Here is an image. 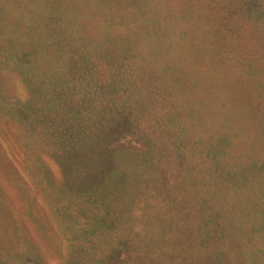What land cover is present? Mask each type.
<instances>
[{
  "label": "rangeland",
  "instance_id": "374dc122",
  "mask_svg": "<svg viewBox=\"0 0 264 264\" xmlns=\"http://www.w3.org/2000/svg\"><path fill=\"white\" fill-rule=\"evenodd\" d=\"M116 1L5 0L0 44L5 48L39 39L41 44L51 40L98 44L124 40L127 34L140 49L147 44L154 46L153 54L144 52L142 57L154 56L164 63L180 60L177 74H190L192 80L198 79L197 67L190 65L192 60H204L205 83L214 84L220 81L210 77L216 71L220 75V69L210 66L214 59L223 58L219 66L235 70L238 66L226 59H241L252 66L264 59V0ZM118 4L128 20L125 24L112 19ZM186 62L189 65L184 66ZM150 64L151 60L144 64V71ZM0 77L7 95L21 101L28 97L16 71L4 70ZM229 78L231 83L222 80L220 92L206 87L207 99L214 100L219 108L227 101L224 109H233L229 121L233 130L222 144V155L236 167L248 168L251 160L259 157L264 142V122L252 125L260 93L264 101V82L259 81L256 71L245 76L236 71ZM225 87L229 98L224 96ZM194 90L198 91L197 87ZM210 123H204L206 135L210 129H217ZM47 138L45 134L39 140L26 129L24 121L0 110V264H196L202 258L197 221H190L196 220L194 208L187 203L189 197L182 192L184 187L173 170L175 161L169 145L163 144L156 151L159 164L147 180L157 187L151 189V182L142 186L148 207L144 217L135 218L138 198L111 199L112 186L102 200L94 199L95 191L92 199L89 188L87 200L64 191L65 185L79 187L75 180L79 167L76 158L59 157L62 150L55 139L53 158L44 146ZM197 157L201 158L199 154ZM47 181L53 185L49 187ZM62 192L65 194L60 197ZM232 192L233 196L236 190ZM218 197L227 200L230 196L221 190ZM234 229L229 233L235 234ZM236 245L237 250L241 248L240 242ZM225 247L223 257L232 249Z\"/></svg>",
  "mask_w": 264,
  "mask_h": 264
},
{
  "label": "trees",
  "instance_id": "16d2710c",
  "mask_svg": "<svg viewBox=\"0 0 264 264\" xmlns=\"http://www.w3.org/2000/svg\"><path fill=\"white\" fill-rule=\"evenodd\" d=\"M4 2L0 0V15ZM117 6L120 10L116 18L112 15L113 21L127 23ZM126 36L98 44L74 40L41 44L42 39L5 48L0 44V73L16 71L28 93L24 101L7 95L0 77V110L24 121L39 140L46 134L44 146L52 157L55 139L62 150L59 157L76 158L79 187L70 189L64 184V191L85 200L90 191L93 199L95 191L94 199L102 200L112 186L111 199L138 198L135 218L146 215L142 186L151 182L147 179L159 164L156 151L169 145L173 170L189 197L187 203L194 208L196 220L190 221H197L198 246L204 251L196 264H264V142L259 157L253 158L248 168L228 162L222 153L232 134L229 121L233 109H224L227 101L219 108L214 100L208 101L206 93V87L220 92L222 80L230 82L229 76L236 71L243 76L256 71L264 82V59L254 67L241 59H226L238 66L236 70L219 66L223 58L214 59L210 66L220 69V75L216 71L210 77L220 81L205 83L204 60L191 59L190 65L197 67L195 81L190 74H177L180 60L164 63L154 56L144 58V52L153 54L154 46L140 49ZM150 60L147 68L151 70L144 71ZM155 62L165 65L158 67ZM224 91L227 96L228 87ZM259 100L252 113L254 126L264 122L261 93ZM34 112L39 113L30 117ZM207 122L216 124L217 129L209 128L206 135ZM156 187L151 182V189ZM232 189L236 190L233 196ZM221 190L230 196L227 200L218 197ZM232 229L236 231L233 235L229 233ZM237 242L241 245L238 250ZM226 245L232 249L223 257Z\"/></svg>",
  "mask_w": 264,
  "mask_h": 264
}]
</instances>
